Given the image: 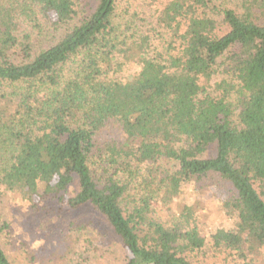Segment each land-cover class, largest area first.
<instances>
[{
	"label": "trees",
	"instance_id": "obj_1",
	"mask_svg": "<svg viewBox=\"0 0 264 264\" xmlns=\"http://www.w3.org/2000/svg\"><path fill=\"white\" fill-rule=\"evenodd\" d=\"M193 183L227 187L220 225ZM9 193L92 206L120 264H264V0H0Z\"/></svg>",
	"mask_w": 264,
	"mask_h": 264
},
{
	"label": "rangeland",
	"instance_id": "obj_2",
	"mask_svg": "<svg viewBox=\"0 0 264 264\" xmlns=\"http://www.w3.org/2000/svg\"><path fill=\"white\" fill-rule=\"evenodd\" d=\"M143 9L147 16L151 9ZM122 74L126 77L134 74V70L126 69ZM103 139L124 141L117 128L106 130ZM188 188L194 204L200 206L201 217L208 223L220 225L216 211L218 203L228 197L227 187L214 184L199 190L193 183ZM3 223L8 227L2 231L1 244L12 260L18 259L20 264L26 257L33 256L46 259L44 264L121 263L122 249L116 237L92 206L68 210L60 206L58 199L50 197L34 209L16 195L3 194L0 196V224ZM66 235L77 242V256H66ZM208 256H213V252ZM50 259L53 260L50 262Z\"/></svg>",
	"mask_w": 264,
	"mask_h": 264
},
{
	"label": "clouds",
	"instance_id": "obj_3",
	"mask_svg": "<svg viewBox=\"0 0 264 264\" xmlns=\"http://www.w3.org/2000/svg\"><path fill=\"white\" fill-rule=\"evenodd\" d=\"M37 247L39 246V242L37 243V245H36Z\"/></svg>",
	"mask_w": 264,
	"mask_h": 264
}]
</instances>
